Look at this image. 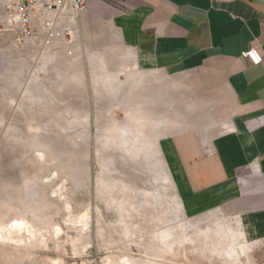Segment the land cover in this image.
<instances>
[{"label": "rangeland", "instance_id": "1", "mask_svg": "<svg viewBox=\"0 0 264 264\" xmlns=\"http://www.w3.org/2000/svg\"><path fill=\"white\" fill-rule=\"evenodd\" d=\"M6 1L0 0V264H264L262 250L248 259L249 242L232 243L239 256L229 247L220 222L235 227L240 217L232 204L186 213L157 151L135 156L118 148V132L110 130L129 124L126 111L142 97L138 89L153 95L162 85L124 75L118 89L96 79L90 87L73 58L39 62L14 43ZM67 66L72 81L64 78ZM128 86L136 91L130 103ZM115 90L118 111L104 103ZM170 91L171 114L194 123L180 108L179 90L171 84ZM87 211L90 228L83 232L76 221ZM14 219L30 224L35 238L9 234Z\"/></svg>", "mask_w": 264, "mask_h": 264}, {"label": "crops", "instance_id": "2", "mask_svg": "<svg viewBox=\"0 0 264 264\" xmlns=\"http://www.w3.org/2000/svg\"><path fill=\"white\" fill-rule=\"evenodd\" d=\"M78 35L71 64L90 87L96 79L118 89L124 75L162 85L153 95L138 89L129 124L117 127L131 144L130 128L146 127L138 139L164 159L186 213L232 204L248 259L264 251V0H89ZM251 49L261 65L242 58ZM171 84L194 123L171 114ZM126 90L130 103L136 91ZM115 93L104 103L118 111ZM126 141L118 137V148Z\"/></svg>", "mask_w": 264, "mask_h": 264}, {"label": "built area", "instance_id": "3", "mask_svg": "<svg viewBox=\"0 0 264 264\" xmlns=\"http://www.w3.org/2000/svg\"><path fill=\"white\" fill-rule=\"evenodd\" d=\"M89 0H7V24L14 43L39 62L74 58L79 21ZM253 66L263 57L257 49L242 55ZM86 264H94L88 262Z\"/></svg>", "mask_w": 264, "mask_h": 264}, {"label": "bare ground", "instance_id": "4", "mask_svg": "<svg viewBox=\"0 0 264 264\" xmlns=\"http://www.w3.org/2000/svg\"><path fill=\"white\" fill-rule=\"evenodd\" d=\"M69 59V58H68ZM70 60V59H69ZM67 65V64H66ZM68 67V66H67ZM59 69V68H58ZM55 71V70H54ZM56 72H59L60 73V71H56ZM71 68L70 67H68V68H66V70H65V73H64V75H65V77L64 78H69V79H71L70 81H72V74H71ZM59 73H58V76H59ZM135 109V108H134ZM133 109V110H134ZM144 111V110H143ZM142 111V112H143ZM132 113V112H131ZM129 115H131V114H129ZM136 116H137V114H134V118L136 119ZM133 117V116H132ZM130 120V119H129ZM135 123H137V122H135ZM142 123H144V122H142ZM138 124V123H137ZM140 124H141V122H140ZM138 126V125H137ZM142 126V125H141ZM140 126V127H141ZM139 127V128H140ZM117 128L115 127L114 128V130H110V131H113L114 133H117L118 132V137H122V138H124V140H126V138H127V141H126V143H124L125 144V146L124 147H126V148H128L127 149V151H128V153H129V151H133L134 152V155L136 156V155H142L143 154V156H144V152H146V150L147 149H150L149 147H152V146H150L149 144H147V143H145V142H141L138 138H143V140H145L144 138H145V135H146V127L145 126H142V128H141V130L138 132V134H136L135 133V135H134V133H133V130H132V128H130L131 129V134H133V138H135V139H133V144H131V142H130V137H129V135H128V131L127 130H122V129H119L118 128V130H116ZM137 130V129H136ZM110 135V134H109ZM112 135H113V133H112ZM147 136V135H146ZM109 137V136H108ZM110 137H111V135H110ZM115 137V136H114ZM147 139V138H146ZM149 139H147V141H148ZM122 144V143H121ZM120 147H121V145H120ZM119 147V148H120ZM152 149H154V148H152ZM124 151V150H123ZM126 151V152H127ZM156 151V150H155ZM151 152V151H150ZM131 153V152H130ZM147 154V153H146ZM156 154V153H155ZM148 155V154H147ZM152 156V155H151ZM159 156H160V154H159ZM149 158V157H148ZM154 158V157H153ZM162 175V174H161ZM167 181V180H166ZM167 183V182H166ZM24 219V218H23ZM23 219H19V220H16V219H14L15 221H13L11 224H10V226H9V229H8V232H9V234H14L15 235V233L17 234V236H19V235H22V234H24V233H28L29 234V236H31V237H34L35 238V232H34V230L29 226L30 224H28L25 220H23ZM90 220H91V213L89 212V211H87L84 215H82V216H80L79 217V219H77V224H80L81 225V227H79L83 232L85 231V230H89V225H90ZM219 223V222H218ZM74 224V223H73ZM220 225H221V227H222V230H223V232H224V234H225V236L227 237V239H228V243H229V247L231 248V249H233V252L237 255V256H239V254H240V252H239V250L237 249L238 247H236L235 245L233 246V244L232 243H234V241L236 242V239L238 238L240 241H241V243L239 244L240 245V247L241 248H244L245 246H246V244L249 242V240L247 239V235H246V232H245V229H243L244 227H243V223H242V221L239 219V220H237L236 221V225H235V227L234 228H232L231 226H227L226 224H223L222 223V221L220 222ZM77 228V227H76ZM173 228V227H172ZM177 229V228H176ZM186 229V228H185ZM79 230V229H78ZM62 231V229L61 228H58V230H57V232L58 233H60ZM181 231V230H180ZM82 232V233H83ZM175 232V231H174ZM63 233V232H62ZM137 233V232H136ZM173 233V232H172ZM174 234V233H173ZM38 235V234H37ZM84 235V234H83ZM182 235V234H181ZM167 236V235H166ZM165 236V237H166ZM12 237V236H11ZM4 238V237H3ZM167 238V237H166ZM33 239V238H32ZM163 239V238H162ZM165 239V238H164ZM13 240V239H12ZM16 240V239H15ZM75 240V239H74ZM6 241H8V240H6ZM23 241V240H22ZM30 241V240H29ZM34 241V240H33ZM169 241H170V239H169ZM18 242V241H17ZM250 243V242H249ZM16 244V243H15ZM171 246V245H170ZM238 246V245H237ZM221 251V250H220ZM226 253V252H225ZM221 254V253H220ZM226 255H227V253H226ZM229 256V255H228ZM227 256V257H228ZM232 257V256H231ZM225 258V257H224ZM237 258V257H236ZM226 259V258H225ZM108 261V260H107ZM123 261V260H122ZM232 262V261H231ZM53 263H55V264H57V263H59L58 261L56 262V261H54ZM124 263V262H123ZM125 264H131V261L130 260H127L126 262H125ZM233 264V263H232Z\"/></svg>", "mask_w": 264, "mask_h": 264}]
</instances>
